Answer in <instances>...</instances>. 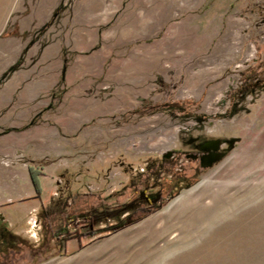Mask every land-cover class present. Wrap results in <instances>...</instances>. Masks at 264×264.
Wrapping results in <instances>:
<instances>
[{
    "label": "rangeland",
    "instance_id": "obj_1",
    "mask_svg": "<svg viewBox=\"0 0 264 264\" xmlns=\"http://www.w3.org/2000/svg\"><path fill=\"white\" fill-rule=\"evenodd\" d=\"M17 3L29 11L33 0ZM155 8L157 32L128 46L142 59L124 76L121 67L90 78L84 96L100 108L63 134L76 144L78 173L45 180L41 209L30 177L47 159L24 155L5 135L42 114L0 131V216L25 240L0 264H264V0H157ZM86 53L65 56L53 107L69 88L67 67ZM196 137L221 140L225 157L195 172L197 161L175 155L160 172L165 156L192 149ZM176 168L192 178H172ZM133 185L159 200L130 205ZM197 207L207 211L195 218ZM127 215L135 222L117 227ZM149 222L172 229L151 237Z\"/></svg>",
    "mask_w": 264,
    "mask_h": 264
},
{
    "label": "crops",
    "instance_id": "obj_2",
    "mask_svg": "<svg viewBox=\"0 0 264 264\" xmlns=\"http://www.w3.org/2000/svg\"><path fill=\"white\" fill-rule=\"evenodd\" d=\"M16 3L0 0V131L22 128L42 114L36 125L5 136L24 155L47 159L36 174L43 193L45 180L57 183L67 172L78 173L76 144L63 134L76 133L83 116L100 108L94 98L84 96L93 86L91 77L114 76L121 67L124 76L131 60L142 59L128 46L157 32V0H72L60 13L55 10L62 0H33L29 11ZM119 11V20L108 26ZM53 14L48 29L39 32ZM70 51L89 53L71 61L64 73L69 88L53 107ZM34 189L33 200L40 204L33 207L41 209L42 197Z\"/></svg>",
    "mask_w": 264,
    "mask_h": 264
},
{
    "label": "flooded vegetation",
    "instance_id": "obj_3",
    "mask_svg": "<svg viewBox=\"0 0 264 264\" xmlns=\"http://www.w3.org/2000/svg\"><path fill=\"white\" fill-rule=\"evenodd\" d=\"M213 139H208V140H201L200 137H196L190 140V142L194 143L193 148L190 150H185V149H177L174 150L173 154L170 156H165L164 159L160 162L159 168L160 172L164 169L165 173L170 172L173 168V165H166L167 159L169 161H172V159L176 156H180L182 154H186L187 158H191L194 161H197L199 165L195 167V172L199 171L201 167H205L204 164L210 161L209 155L211 152H224L225 148L222 147V142L220 140V143L218 144V148L215 150L214 147H210L209 149L207 148V145L210 143H215ZM178 172H174L175 175L173 174L174 179H177L178 181H188L192 178L191 174L188 173L185 168H176ZM140 173V172H139ZM139 173H136L135 175L137 179L140 178ZM135 177H132V180L137 179ZM166 181H168V178H166ZM148 182L147 179L145 180V183ZM135 183V182H134ZM133 184V183H132ZM144 188L139 189L137 188L136 185H133L134 192L138 195L135 200H132L130 202V205L132 204L133 206L138 203L139 200H144L150 204L153 202H156L159 200V194H156V191H153L152 188H148L147 186L143 185ZM25 240L20 237L18 234L15 232L11 231L8 226L5 223L3 215L0 216V257L2 254L8 255L10 252H16L18 251L19 248H22L24 246Z\"/></svg>",
    "mask_w": 264,
    "mask_h": 264
},
{
    "label": "bare ground",
    "instance_id": "obj_4",
    "mask_svg": "<svg viewBox=\"0 0 264 264\" xmlns=\"http://www.w3.org/2000/svg\"><path fill=\"white\" fill-rule=\"evenodd\" d=\"M190 207H193V206H190ZM197 208H198L197 209L198 212H200V213L195 214V218H197V216H200L201 214H204L207 211L206 208L205 209L204 208L200 209L199 207H197ZM185 212H187V211H184V213ZM147 229H148V231H147L148 235L151 236V237H155V236L161 235L164 232L169 231L170 229H172V224H170L169 222H166L162 226H157L156 223L149 222L147 224Z\"/></svg>",
    "mask_w": 264,
    "mask_h": 264
},
{
    "label": "water",
    "instance_id": "obj_5",
    "mask_svg": "<svg viewBox=\"0 0 264 264\" xmlns=\"http://www.w3.org/2000/svg\"><path fill=\"white\" fill-rule=\"evenodd\" d=\"M215 143H210L209 145H207V148L209 149L210 147H214V149L216 150L219 146L218 144L220 143V140H216L214 141ZM226 155V152H211V154L209 155L210 157V161L205 163L204 166L205 167H211L214 165V163L219 162L220 160H222Z\"/></svg>",
    "mask_w": 264,
    "mask_h": 264
},
{
    "label": "trees",
    "instance_id": "obj_6",
    "mask_svg": "<svg viewBox=\"0 0 264 264\" xmlns=\"http://www.w3.org/2000/svg\"><path fill=\"white\" fill-rule=\"evenodd\" d=\"M35 121H33L34 123ZM33 176V181H34V184L36 186V190L38 192H40V188L38 186V181L36 179V177L32 174ZM94 217H98V214H95ZM135 220H131V217L129 215H127L124 219H120L118 223H122L121 225H118V223H116L117 227H121V226H124V225H127V224H131V223H134Z\"/></svg>",
    "mask_w": 264,
    "mask_h": 264
}]
</instances>
